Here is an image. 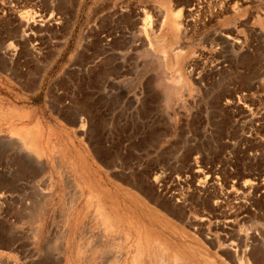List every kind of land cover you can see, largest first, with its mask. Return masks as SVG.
<instances>
[{
    "label": "rangeland",
    "instance_id": "obj_1",
    "mask_svg": "<svg viewBox=\"0 0 264 264\" xmlns=\"http://www.w3.org/2000/svg\"><path fill=\"white\" fill-rule=\"evenodd\" d=\"M111 263L264 264V0H0V264Z\"/></svg>",
    "mask_w": 264,
    "mask_h": 264
},
{
    "label": "bare ground",
    "instance_id": "obj_2",
    "mask_svg": "<svg viewBox=\"0 0 264 264\" xmlns=\"http://www.w3.org/2000/svg\"><path fill=\"white\" fill-rule=\"evenodd\" d=\"M31 13V12H30ZM31 16V15H30ZM166 18V17H165ZM181 22V21H180ZM179 24V23H178ZM149 25V24H148ZM174 25V24H173ZM179 26H180V24H179ZM179 26H178V29H179ZM173 27V26H172ZM176 27H177V25H176ZM144 29H145V31H146V28L144 27ZM143 29V30H144ZM150 47V46H149ZM178 80H180V79H178ZM177 79H172V81L171 82H173V85H172V87H169L168 89H165L166 91H167V93L168 94H172V93H177V91H178V86L180 87V84L177 86V84H178V82H180V81H178ZM167 96V95H166ZM112 264V263H111Z\"/></svg>",
    "mask_w": 264,
    "mask_h": 264
}]
</instances>
